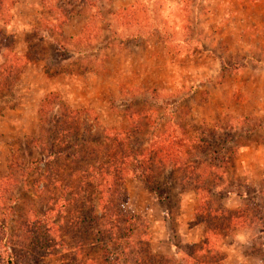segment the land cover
<instances>
[{
  "label": "rangeland",
  "instance_id": "1",
  "mask_svg": "<svg viewBox=\"0 0 264 264\" xmlns=\"http://www.w3.org/2000/svg\"><path fill=\"white\" fill-rule=\"evenodd\" d=\"M170 118L242 192L222 264H264V0H0V264H199L184 172L135 178Z\"/></svg>",
  "mask_w": 264,
  "mask_h": 264
},
{
  "label": "trees",
  "instance_id": "2",
  "mask_svg": "<svg viewBox=\"0 0 264 264\" xmlns=\"http://www.w3.org/2000/svg\"><path fill=\"white\" fill-rule=\"evenodd\" d=\"M119 17L120 20L123 19V17ZM171 122L172 125H170ZM175 127H177V125L170 118L164 124V129L162 131L157 133L155 130L151 134V138L148 140L149 143L144 146L145 148L141 145L142 147L139 148V151H134L135 159L138 160V158L142 159L145 157L149 165L143 170V172H137L135 178L140 180L146 189L151 193H154V195L158 197V200L165 205L164 201L167 198V195L163 197V195L158 192L159 189L157 190L156 185L147 181L144 176L146 174H153V169H156V172H159L167 169L168 167L171 171L177 170L179 172H184V180L192 185V187L189 186V190L194 191L198 198V207L195 209L196 221H200L205 224L202 241L198 244H193L195 246H200L194 250L190 256L192 257V254L200 256L195 259L199 262V264H222V262H224L225 255L223 253L219 254L216 250L218 247V239L219 237L224 239L229 236L234 228L243 227L245 215L243 210H229L222 205H214L213 199L215 197L221 198L224 195L234 192L241 195L242 192L240 193L238 188L223 189V185L226 183L224 178L219 175L206 176V171L203 169L199 161L196 163L184 160L183 157L190 154L189 152H195L198 156L195 157V160H199V156L202 152L198 149H193V151L188 152V149H185V141H187L186 134H179L174 131L173 128ZM114 143L115 153L121 155L120 162L117 165L120 164V167L122 168L131 158V153L127 148L129 144L128 139L126 137H116ZM107 163L109 164L110 162L108 161ZM126 199L127 195H124L121 197L120 203L123 208L125 232L129 237L132 232V228L129 226L135 218L133 216L131 217V214L125 206ZM144 237L145 240L143 238L140 241L143 244L145 242V245L148 247L147 249L145 248L146 255L144 256V264H147L148 260L150 261L151 259H154V256H152L153 254L150 250V238L147 239V236ZM109 255L111 257L113 256L111 254ZM201 257L205 258L202 259Z\"/></svg>",
  "mask_w": 264,
  "mask_h": 264
},
{
  "label": "crops",
  "instance_id": "3",
  "mask_svg": "<svg viewBox=\"0 0 264 264\" xmlns=\"http://www.w3.org/2000/svg\"><path fill=\"white\" fill-rule=\"evenodd\" d=\"M195 196V198H194V200L192 201V203H190V205H189V208H190V219L189 220H191L192 221V219H193V216H194V214H195V209H196V206H197V199H196V194H194ZM233 195V194H232ZM228 198H227V200L226 201H224L223 203H222V206H224L225 208H231V209H233V208H236V206L237 205H234L233 207H231L230 206V202H232V200H230L231 199V196H230V194H228V195H226ZM225 196V197H226ZM185 206H183L182 207V209L184 208ZM204 230H205V226H204V224L202 225V224H199V225H197V226H195V227H193V228H191L190 230H189V233L191 234L190 235V237H192V235H193V233L196 231V233L198 232V235H196L197 237H195V238H192L193 239V244H196V243H199V242H201L202 241V239H203V235H204ZM233 240V239H232ZM230 258H231V254H228V256H226V258L224 259V262L226 261H229L230 260Z\"/></svg>",
  "mask_w": 264,
  "mask_h": 264
}]
</instances>
